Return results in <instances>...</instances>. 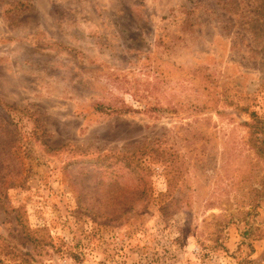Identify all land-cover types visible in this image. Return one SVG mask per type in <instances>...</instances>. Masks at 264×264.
Masks as SVG:
<instances>
[{"label": "rangeland", "instance_id": "rangeland-1", "mask_svg": "<svg viewBox=\"0 0 264 264\" xmlns=\"http://www.w3.org/2000/svg\"><path fill=\"white\" fill-rule=\"evenodd\" d=\"M257 19L264 0H0L25 170L0 188V264H264Z\"/></svg>", "mask_w": 264, "mask_h": 264}, {"label": "trees", "instance_id": "trees-1", "mask_svg": "<svg viewBox=\"0 0 264 264\" xmlns=\"http://www.w3.org/2000/svg\"><path fill=\"white\" fill-rule=\"evenodd\" d=\"M251 30L257 34H260L264 31V22H259L258 19L251 25ZM264 33V32H263ZM100 109V108H99ZM249 127V138L248 144L251 149L254 151L257 158L264 162V125L260 123L259 120L253 119L252 122L246 123ZM6 126H10V123H0V188L1 187H10L16 183L17 179H22L24 176V167L21 164V155L19 151L16 150L15 138H16V130L13 128L11 130L7 129ZM149 151L152 153L151 155L154 158L159 159L162 163L169 162L173 159L175 160V156L167 153L166 151H159L156 148H149ZM19 152V153H18ZM109 162H113L118 159H126L124 154H108L103 155ZM130 166V165H129ZM144 168H141L143 171ZM148 174V172H146ZM263 180L258 182L260 188H252V192H254V204L252 207H258L259 200H264V176ZM9 246L3 245L0 247V250H8L6 252L7 255L14 257L11 250L8 249ZM26 256V255H25ZM26 264H30V262L25 261Z\"/></svg>", "mask_w": 264, "mask_h": 264}]
</instances>
